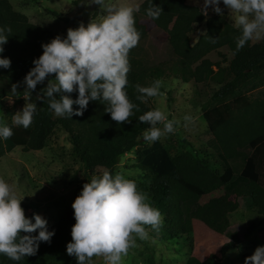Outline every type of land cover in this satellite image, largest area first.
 Instances as JSON below:
<instances>
[{
	"label": "trees",
	"instance_id": "1",
	"mask_svg": "<svg viewBox=\"0 0 264 264\" xmlns=\"http://www.w3.org/2000/svg\"><path fill=\"white\" fill-rule=\"evenodd\" d=\"M154 4L160 5L163 12L152 21L169 33L171 49L180 59L146 64L141 38L131 49L126 90L136 107L129 122L112 120L111 114L105 111L106 101H89L82 116L58 117L49 107L47 97L43 96V88L38 91L39 97L43 98L35 102L37 111L32 124L26 129L16 126L13 136L0 139V159L17 147L25 152L42 150L63 132L72 144L71 156L80 161L89 180L103 170L115 174L122 157L141 143L144 131L150 127L139 121V116L156 108V96L144 101L137 99L141 95L136 90L137 84L149 86L157 79H181L199 87L215 82L219 88L202 108L212 133L207 146L223 165V172L213 169L207 160L191 151L172 154L160 139L139 151L137 164L146 173L147 181L142 189L163 217L159 229L146 226V231L160 240L173 241L183 237L192 248L194 219H200L210 229H217L230 213L233 196L254 207L260 223H264V95L251 94L264 86V38L255 43L250 40L237 50V37L241 32L225 14L206 16L201 6L189 4L187 0H154ZM149 6L148 0H143L135 17L150 19L146 15ZM52 13L57 18L63 17L59 12ZM201 24L205 26V32L194 42L193 35ZM0 27L12 29L7 33L9 39L2 54L11 58V67L0 68V83L10 85L24 83V77L34 67L33 60L43 53L42 44L57 35H67L65 30L55 32L32 22L11 0H0ZM221 49L228 50L231 58L220 52V61L215 62L210 57L195 65L184 61ZM226 61L229 63L224 65ZM140 64L144 65L143 69H139ZM70 95L75 99L78 92ZM31 98L36 99L33 93ZM85 183L75 189L59 221L49 226V230H55L50 243L41 242L35 255L19 262L0 254V264H77L76 257L68 255L66 246L72 240V226L76 223L72 204ZM218 191L223 193L214 195ZM25 214L30 217L26 211ZM257 226L256 223L246 228L237 224L232 226L227 231L229 241L220 249L221 256L212 253L201 260L191 255L186 264H222V259L237 250ZM254 251L240 255L243 263ZM147 264L159 263L151 258Z\"/></svg>",
	"mask_w": 264,
	"mask_h": 264
},
{
	"label": "clouds",
	"instance_id": "2",
	"mask_svg": "<svg viewBox=\"0 0 264 264\" xmlns=\"http://www.w3.org/2000/svg\"><path fill=\"white\" fill-rule=\"evenodd\" d=\"M148 3L146 15L155 21L163 8L154 4V0ZM87 4L99 5L102 14L87 25L82 22L76 28L69 27L66 37L57 35L42 44V55L33 60L34 67L24 77L26 103L13 114L12 126L0 121V139L12 136L13 126L26 129L32 124L37 111V104L31 100L32 91L51 74L55 75L48 79L42 91L56 116H82L89 101H106L105 111L111 114L112 120L129 122L136 107L126 90L131 70L129 53L141 38L135 19L140 5L132 0H89ZM220 4L221 0H204L203 14L207 16L212 6V11L223 15ZM223 5L230 10L231 19L241 32L237 37V50L250 40L264 38V0H223ZM11 31L10 27H0V68L11 67V58L2 55L9 39L7 33ZM212 40L215 42V37ZM161 83L157 79L149 86L137 84L136 90L141 94L137 99L144 101L157 96ZM17 87L13 84L11 92H17ZM74 91L78 92L75 99L70 95ZM139 121L150 125L143 133L147 142L173 133L178 123L167 119L159 108L145 112L139 116ZM158 124L163 127H157ZM23 198L0 177V254L16 262L35 255L40 243H50L55 234L41 214L26 216L21 206ZM72 207L76 223L66 250L68 255L76 257L77 264H92L94 256L102 257L104 264H122V257L135 245L136 237H148L146 226L159 229L163 222L161 211L152 205L148 194L138 188L136 180L110 170H103L86 182ZM37 231L38 234H34ZM244 264H264V245L246 257Z\"/></svg>",
	"mask_w": 264,
	"mask_h": 264
},
{
	"label": "rangeland",
	"instance_id": "3",
	"mask_svg": "<svg viewBox=\"0 0 264 264\" xmlns=\"http://www.w3.org/2000/svg\"><path fill=\"white\" fill-rule=\"evenodd\" d=\"M143 0H132L133 3L141 4ZM15 8L28 15L34 23L44 25L55 32L67 30L69 27L76 28L80 23L87 25L93 18H99L102 9L97 4H87L89 0H11ZM116 2V0H114ZM189 4L203 6L204 0H187ZM223 14L231 19L230 10L220 4ZM52 12H59L62 18H57ZM212 6H209L208 14H214ZM136 19V27L142 33L141 44L146 53L143 56L146 64H158L165 60L180 59L172 52L169 33L158 28L155 23L147 18ZM205 32V26L199 25L193 35L194 42ZM262 39V38H261ZM253 39V42L260 41ZM225 53L231 58L226 49L220 51L205 52L193 59H184L190 64H197L201 59L210 57L215 62L220 61ZM229 58V59H230ZM228 59V60H229ZM226 61L224 65L228 64ZM144 65L140 64L139 69ZM51 74L42 84H37L32 91L33 102L38 101V91L47 87L48 79L54 77ZM159 94L154 103L165 113L167 119L178 121L174 125L173 133H165L159 139L176 155L185 151H191L209 162V165L223 172V165L219 162L216 154L208 148L207 140L212 136L208 123L204 117L202 105L209 102L219 88L215 82H209L196 87L192 82L186 83L181 79L161 81ZM13 85V84H12ZM12 85L0 83V121L11 125L13 114L21 110L26 100L23 97L26 84H17V92H11ZM252 96L264 95V86L254 90ZM185 116L190 117L185 120ZM13 126V135L15 133ZM157 127H163L158 124ZM12 135V136H13ZM142 139L141 143L131 153L124 155L117 166L116 172L123 173L127 178L134 179L138 188L143 190V184L147 181L146 173L140 167L139 151L152 145ZM72 144L66 133L59 132L51 144L39 151L25 152L17 147L12 152L0 159V177L11 184L18 196L23 198L21 206L30 217L39 213L48 220V225H54L59 221L66 205L72 200L75 189L83 182H89L87 174L80 164L71 156ZM218 191L214 195H219ZM231 210L224 218L219 227L210 229L200 219H194L193 247L189 241L181 237L179 239L160 240L152 237L149 231L146 239L136 237L133 247L129 248L128 254L122 257V264H147L153 258L159 264H186L191 255L201 260L207 259L212 253L221 256V247L229 241L227 231L234 225L248 227L256 223L255 231L243 239L239 248L222 259V264H244L241 254L250 252L258 246L264 245V223H260L257 210L248 205L237 196L231 198ZM34 234H38L34 233ZM92 264H104L102 257H93Z\"/></svg>",
	"mask_w": 264,
	"mask_h": 264
},
{
	"label": "crops",
	"instance_id": "4",
	"mask_svg": "<svg viewBox=\"0 0 264 264\" xmlns=\"http://www.w3.org/2000/svg\"><path fill=\"white\" fill-rule=\"evenodd\" d=\"M159 28V27H158ZM161 29V28H160ZM161 30H163V29H161ZM173 52V51H172Z\"/></svg>",
	"mask_w": 264,
	"mask_h": 264
}]
</instances>
